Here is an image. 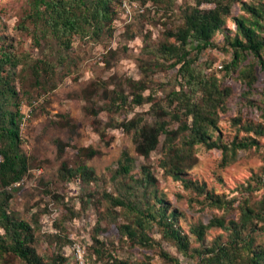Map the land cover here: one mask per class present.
I'll use <instances>...</instances> for the list:
<instances>
[{"label": "rangeland", "instance_id": "374dc122", "mask_svg": "<svg viewBox=\"0 0 264 264\" xmlns=\"http://www.w3.org/2000/svg\"><path fill=\"white\" fill-rule=\"evenodd\" d=\"M241 2L264 5V0H236L233 15L248 17L239 9ZM193 6V0H121L109 30L73 36L65 48L43 31L42 22L39 29L34 28L28 0H0V35L19 60L11 85L23 114L19 149L29 167L19 182L6 187L0 183V201L8 198V213L33 228L34 248L44 260L60 256L64 264H79L76 258L80 253L84 264H174L162 256L166 253L178 264H201L195 251L225 242L227 233L210 229L203 243H198L191 228L215 217L237 219L244 200L254 207L264 195V136L245 130L248 124L264 128V54L260 61L247 53L231 67L233 50L228 37H233L235 26L230 21L223 33L213 37V46L200 51L195 66L216 76L221 87L230 88L218 110L219 132L212 139L227 144L255 139L257 144L239 150L226 163L219 150L194 145L190 151L193 166L182 177L233 199L232 210L209 206L192 188L173 178L164 161V136L144 159L135 151L133 131L121 127L139 117L149 124L160 119L168 123L169 130L177 129L178 123L159 115L152 102L135 104L131 83L145 87L139 92L144 98L152 95L153 101L167 106L166 95L178 89L180 80L178 67L168 68L159 48L172 42L166 40V32L176 30L183 14ZM247 67L255 78L251 85L240 76ZM184 135L180 133L174 140L177 146L183 145ZM57 141L66 145L62 159L67 166L76 169L84 163L93 171L91 180L83 181L78 173L71 179L61 177ZM81 148L94 150V156L80 158L77 151ZM124 157L129 159L130 172L117 177L115 172L125 164ZM142 166L149 167L155 177L154 187L140 185ZM121 193L140 209L157 207L161 199L169 211L175 210L176 225L189 243L188 252L182 254L163 240L156 224L146 230L153 241L151 247L127 240L119 227L132 223L134 212L112 207L106 200V195L118 197ZM250 235L253 246L264 250V231ZM7 264L20 262L10 257Z\"/></svg>", "mask_w": 264, "mask_h": 264}, {"label": "trees", "instance_id": "16d2710c", "mask_svg": "<svg viewBox=\"0 0 264 264\" xmlns=\"http://www.w3.org/2000/svg\"><path fill=\"white\" fill-rule=\"evenodd\" d=\"M160 2L161 0H153ZM194 6L189 7L182 17L181 25L174 31H167L166 40L172 42L161 44L159 52L168 68L178 67V89H172L166 95L167 106H161L153 101L152 95L144 98L139 92L145 87L131 83L134 87L133 102L140 105L152 102L153 110H159V115L169 116L178 123L175 130L168 129L166 121L156 119L153 123H144L139 117L121 124L125 132L133 131L136 153L148 159L156 150L160 137H165L166 166L175 180H181L185 188H192L203 197L211 207L233 209L234 200L225 199L213 191L208 190L202 183H192L182 177L185 170L193 166L190 155L194 145L201 144L207 149H217L222 155V162L234 159L239 150H248L257 143L255 139L233 140L222 143L220 139H212L218 134V110L223 108L226 98L230 94L229 87H221L219 79L214 75H206L195 66L198 54L208 46H213V37L223 33L226 23L235 26L234 35L228 37V45L233 50L231 67H236L238 61L245 55L251 54L262 61L264 54V5H252L241 2L239 9L248 14L233 15L232 8L236 0H193ZM30 17L34 21V28L39 29L42 22L43 31L51 33L63 47L70 45V38L76 35H100L105 29L109 30L117 15L116 7L121 0H28ZM203 4L210 5L202 8ZM193 54V55H192ZM19 60L12 51V46L0 35V183L8 186L19 182L28 171L26 157L20 152L21 125L23 114L16 102L17 93L11 85L14 70ZM43 65H46L43 62ZM240 76L247 78L251 85L255 80L252 68L240 71ZM252 80V81H251ZM121 101L123 99H120ZM115 100L111 104H114ZM13 107L14 110L9 109ZM169 107V108H168ZM264 112V106H263ZM247 132L264 136L262 126H245ZM183 133V145L177 146L174 140ZM57 153L63 158L64 143L57 141ZM78 156L90 159L95 151L81 148ZM125 164H121L115 172L117 177H125L130 172L129 159L124 157ZM59 172L62 178H74L77 173L83 181L93 177V171L84 163L76 169H71L62 159ZM140 185L154 187L156 179L149 167L142 166L140 171ZM108 204L134 212L132 223L119 227L127 240L142 247H151L153 241L147 236L146 230L156 224L160 228L163 240L171 242L176 249L186 254L189 250L187 238L181 234L176 225L177 213L163 204L161 199L151 207L140 209L129 200L126 193L118 197L106 195ZM8 198L0 201V262L7 264L10 257L19 260L20 264H64L65 259L51 256L44 260L34 248V230L26 221L11 216L6 210ZM218 228L227 233L225 242H216L210 248L196 250L201 264H264V250L253 246L251 233L255 230L264 231V195L252 207L244 200L239 206L237 219L226 220L223 217L212 218L206 224H198L191 228L198 243H203L205 233ZM167 260L178 264L177 259L162 254Z\"/></svg>", "mask_w": 264, "mask_h": 264}, {"label": "built area", "instance_id": "2783aa9c", "mask_svg": "<svg viewBox=\"0 0 264 264\" xmlns=\"http://www.w3.org/2000/svg\"><path fill=\"white\" fill-rule=\"evenodd\" d=\"M36 102H33L32 105H35ZM77 261L79 264H84L83 261H82V256L80 253L77 254Z\"/></svg>", "mask_w": 264, "mask_h": 264}]
</instances>
